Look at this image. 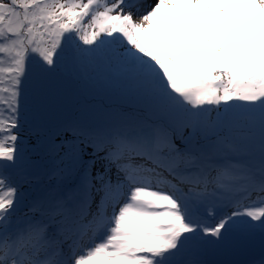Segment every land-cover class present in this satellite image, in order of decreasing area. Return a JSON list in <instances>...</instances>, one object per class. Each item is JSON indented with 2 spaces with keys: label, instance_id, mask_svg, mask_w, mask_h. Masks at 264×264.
I'll return each mask as SVG.
<instances>
[{
  "label": "snow or ice",
  "instance_id": "obj_1",
  "mask_svg": "<svg viewBox=\"0 0 264 264\" xmlns=\"http://www.w3.org/2000/svg\"><path fill=\"white\" fill-rule=\"evenodd\" d=\"M0 264H264V0H0Z\"/></svg>",
  "mask_w": 264,
  "mask_h": 264
},
{
  "label": "rangeland",
  "instance_id": "obj_2",
  "mask_svg": "<svg viewBox=\"0 0 264 264\" xmlns=\"http://www.w3.org/2000/svg\"><path fill=\"white\" fill-rule=\"evenodd\" d=\"M80 102L81 103H86L89 105H96L100 107L107 108L110 106H118L120 105V101H116L114 99H108L106 97L102 96H95V95H85L80 97Z\"/></svg>",
  "mask_w": 264,
  "mask_h": 264
}]
</instances>
